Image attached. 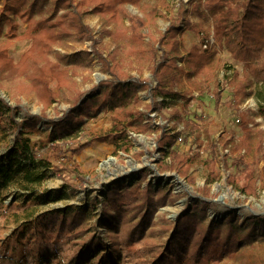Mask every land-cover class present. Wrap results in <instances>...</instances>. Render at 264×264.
I'll use <instances>...</instances> for the list:
<instances>
[{
    "label": "trees",
    "instance_id": "trees-1",
    "mask_svg": "<svg viewBox=\"0 0 264 264\" xmlns=\"http://www.w3.org/2000/svg\"><path fill=\"white\" fill-rule=\"evenodd\" d=\"M152 1L149 4L143 0H0V38L5 39L0 43V73H6L10 82L18 81L21 93H33L43 110L41 116H28L21 126L14 117L18 107H10L0 98V130L14 136L9 150L0 156V193L11 186L26 190L27 186L39 184L44 178L42 171L51 167L45 153L38 157L32 153L24 134L28 130H36L39 121L45 119V110L56 102L62 90L78 91L73 80L77 75L76 68L64 63L70 60L80 65L83 54L90 62H99L109 78L94 85L91 97L86 100L81 99L84 93L77 92L73 107L58 120H47L46 125L57 131L58 135L72 134L86 117H96L101 110L108 108L112 112L111 129L91 136L85 143L71 141L64 145V149L63 145L53 144L50 152L54 158H64L69 154L71 160L94 141L113 146L115 154L131 153L137 161L145 154L150 158L154 151L157 152L158 174L174 172L188 180L191 179L190 169L195 165H200L205 173L203 186L194 188L197 200L191 203L189 211L179 215L173 223L164 216L158 218L169 224L161 227L164 232H170L165 244L145 243V240L154 233L153 218L158 209L167 201H173L171 189L161 184L155 188V184L147 180L152 175L147 168L139 171L140 179L135 180L131 187L126 182L110 183L102 201L97 197L89 201L92 210L97 204L101 205L104 212L100 221L107 219L114 228L110 244L106 246L101 238L93 236L81 245L74 242L75 257L71 258L69 264H90L93 259L96 261L92 264H120L123 254L132 264H220L230 251L236 252L243 244L256 240L258 231L262 232L258 239L264 240V219L260 216L250 217L242 224L234 221L233 213L222 221L210 220L207 224L197 220L198 217H205L207 206L215 204L213 199L216 195L209 185L214 181L218 164L228 168V155L233 156L230 166L234 172L227 178L231 187L244 196L256 195L254 175L257 165L263 162L258 178L260 188L264 189V131L258 128L259 123L254 119L256 116L264 119V105H259L253 115L239 113L241 135L236 139L220 138L217 142H211L206 138L205 143L196 139V148H193L194 140H189L191 144L184 150L182 147L187 141L181 137H189L200 131L206 135L211 125L203 118L197 122L183 118L195 94L209 92L213 84L210 93L215 108L221 104L223 87L217 79L221 69L220 56L214 47H201L204 40L209 38L208 23L212 26L216 45L225 48L231 58L242 65L241 74L234 70L225 77V85L231 87L233 95V101H229L228 106L237 107L252 93L264 101L261 91L264 88V0H180L174 18L170 16L169 0ZM191 2L193 6L190 7ZM127 6L138 7L142 16L129 12ZM87 11L100 16L105 23L117 26L113 31L106 29L105 33L117 43L125 40V57L128 62L131 61L129 68L132 67L131 63H136L138 67L145 66L152 82L132 77L128 70H124L128 62H114L112 58L103 56L104 52L97 45L91 29L82 21ZM193 16L198 17L196 23L191 22ZM158 17L168 21V25L164 31L153 35L149 23ZM19 23L25 24L22 35L18 34ZM182 28L192 29L200 37L198 43L187 49L185 56L178 39ZM71 38L90 42L94 59L90 57V51L59 55L57 60L52 59L54 46ZM25 39H30L31 45L14 64L9 58V48ZM139 90L146 91L151 100L142 109L138 107L141 104ZM160 104L172 108L171 123L158 126L159 134L153 140V150L135 151L129 133L150 132V114ZM178 124H181V130H178ZM74 142L78 143L77 149L71 147ZM219 144L222 153L219 152ZM224 151L226 153L223 154ZM59 164L52 170L61 172L62 189L43 195L46 202L64 199L69 189L75 191L76 187L85 183L82 179L71 178L75 173L73 171H78L75 165ZM145 181V185H142ZM109 203L114 209V215L110 218L107 217ZM130 203L134 210L130 217L132 220L138 217V220L129 226L125 236L120 237L116 222L123 217L122 208ZM90 214L85 207H69L44 212L36 220L41 228L55 222L60 230L74 231L75 238H82L88 233L83 221ZM48 259V254L42 255L40 261Z\"/></svg>",
    "mask_w": 264,
    "mask_h": 264
},
{
    "label": "rangeland",
    "instance_id": "rangeland-1",
    "mask_svg": "<svg viewBox=\"0 0 264 264\" xmlns=\"http://www.w3.org/2000/svg\"><path fill=\"white\" fill-rule=\"evenodd\" d=\"M169 1L171 3L170 16L174 18L176 17L180 0ZM143 2L151 4L153 1L143 0ZM191 6H193L192 2ZM127 9L133 14L142 16V13L139 12L136 6H127ZM197 20V16L191 18V22L193 23H196ZM82 21L91 29L92 36L97 40V45L104 52V57L112 58L114 62H128V59L125 57V40L121 39L117 43L105 33L106 29L111 31L116 29V25L105 23L103 18L93 14L91 11L85 12L82 16ZM127 24L126 21L125 25L127 26ZM167 25L168 21L158 17L155 21L149 23V29L153 35H157V32L164 31ZM209 25V23L206 24L208 27L206 28L210 30L207 41L211 42L212 45H208L207 48H216L221 59V69L217 78L223 87L220 98L221 104L215 108V101L210 93L213 89V84L210 85L209 92L202 95H194L187 113L183 114V118L194 122H197L199 118H203L206 122H210L211 125L206 135L202 131L189 137L181 135L182 139L187 141L186 145L182 147L184 150L189 148L191 144L189 140H194L193 148H196V139L205 143L206 138H209L211 142H217L220 138L228 139L233 137L236 139L240 137L239 113H250L253 115V113L257 112L259 105H264V101L258 98L257 94L252 93L237 107L231 108L228 106L227 103L232 100L233 95L231 87L225 85V77L231 75L234 70L241 74L242 65L235 62L225 48L216 45L212 36V26ZM19 26L18 34L22 35L25 30V24L19 23ZM178 39L180 46L183 48V56H185L190 46L200 41V37L197 36L195 31L183 28ZM207 41L204 40L203 45ZM3 42H5V39L0 38V43ZM30 45L31 40L25 39L15 42L9 48V58L14 64L20 60L22 54ZM90 46L91 43L88 41H79L76 38L66 39L54 46L51 57L57 60V56L59 55H72L82 51L89 52ZM90 53V57L94 59L91 51ZM129 62L131 61L129 60ZM129 62L125 64L124 70H128L132 77H139L141 80L152 82V78L145 66L138 67L136 63H131L132 67L129 68ZM64 65H71L76 68L77 75L73 77V80L76 82L75 87L78 88V91L62 90L56 102L45 110L43 114L45 115V119L39 121L36 130H28L24 134L32 153L36 157L39 154L43 155L45 153L48 156L51 167L42 171L44 178L39 184L27 186L26 190H20L17 186H11L0 193V264H69L71 258L75 257L76 249L73 245L74 242L81 245V243H84L93 236L101 238L104 245H109L110 236L115 232L114 228H112L113 226H111L107 219L103 222L100 221L104 212L101 205L97 204V207L92 210L89 206V201L96 197L102 201L105 192L109 188V184L112 182H126L131 187L135 180L140 179L139 171L143 168H147L152 172V175L147 177V180L152 181L155 184V188L161 184L171 189L173 201H167L163 207L158 209L153 218L155 222L153 224L154 233L150 234L145 240V243L152 241L165 244L169 239L170 232H164L161 229L166 223L159 221L158 218L164 216L168 222L173 223L179 215L189 211L191 203L197 200V193L194 191V188L203 186L206 179L204 170L200 165H195L190 169L189 174L191 179L188 180L187 178L178 177L174 172L158 174L156 171L157 152L154 151L150 158L145 154L137 161L132 158L131 153L123 154L117 152L115 154L113 153V146L94 141L78 155L73 156L71 160L69 159V154H66L65 157L67 158H54L50 152L53 144L63 145L62 149H64V145H68L71 141L77 140L80 143H85L91 136L111 129L112 112L108 108L101 110L96 117H86L79 125V128L71 132L72 134L58 135L57 131L46 125L47 120L56 121L64 112L73 107L77 92L81 91L84 93L81 99L86 100L91 97V90L94 85L109 78V75L103 71L99 62H96V60L90 62L89 58L84 54L82 55V63L80 65H76V63L70 60L68 63H64ZM5 74L0 73V98L5 100L10 107H18V111L14 114L16 123L22 126V124H25V120L29 118L28 116H41L43 113L42 105L38 102L36 96L27 91L24 94L21 93L18 90V81L10 82ZM153 85L154 83H152ZM261 91L264 94V88ZM138 94L141 101V104L138 106L139 109L150 104L151 100L146 91L139 90ZM160 100L159 98L158 101L160 102ZM171 109L167 105L160 104L150 114L152 118L150 121V132L144 134L129 133L133 139L135 151L142 150L146 152V150L150 151L154 149L153 140L159 134L158 126L171 123ZM254 119L259 123L258 128L264 131V119L260 116H256ZM181 128V124H178V130H181ZM13 138L12 133H4L0 130V156L9 150ZM71 147L77 149L78 143L74 142L71 144ZM218 149L222 153L220 144ZM224 153L226 152L224 151ZM232 157V155H228L226 160L228 168H225L223 164L216 166L214 181L209 185L211 192L216 195L213 199L215 204L205 208L206 215L203 219L197 218L198 221L200 220L204 224H207L210 220L222 221L230 213L234 214V221L237 220L240 224L250 217L260 216L264 219V189L260 188L259 180L263 162L257 165L254 175L258 193L256 195L244 196L227 183L228 175L234 172V168L230 166ZM60 162L66 165H70L71 163L75 165L78 171H73L75 173L72 174L71 178L84 180L85 183L82 185L84 188H81L82 186L76 187L77 190L75 191L69 189L68 194L66 193V198L55 202H46L43 195H47L50 191L62 189V179L59 176L61 172L58 173L52 170V167L59 166ZM68 171L72 170L68 169ZM145 183L146 181L142 185H145ZM131 205L130 203L122 208L123 217L120 221L116 222L119 226L120 237L125 236L129 226L138 220V217L134 220L130 217L134 211ZM69 207H85V210L91 212L90 217L83 221V227L88 230V233L84 237L75 238L76 232L60 230L55 222H51L42 228L37 225L36 218L39 214L52 210L59 211ZM113 215L114 209L112 208V204L109 203L107 217L110 218ZM107 217L105 216V218ZM168 225L167 223L166 227ZM260 236H262L261 230L258 231L256 240L249 244H243L236 252L230 251L229 254L224 256L220 264H264V240L258 239ZM46 249H49V251L46 252ZM47 254L49 255V259L40 261L42 255ZM94 261L96 259H93L90 264ZM132 263L126 254L122 255L120 264Z\"/></svg>",
    "mask_w": 264,
    "mask_h": 264
},
{
    "label": "built area",
    "instance_id": "built-area-1",
    "mask_svg": "<svg viewBox=\"0 0 264 264\" xmlns=\"http://www.w3.org/2000/svg\"><path fill=\"white\" fill-rule=\"evenodd\" d=\"M208 45H212V43L209 42V41H207V42L202 46V48H203V49H206ZM179 141H180V139H179Z\"/></svg>",
    "mask_w": 264,
    "mask_h": 264
}]
</instances>
